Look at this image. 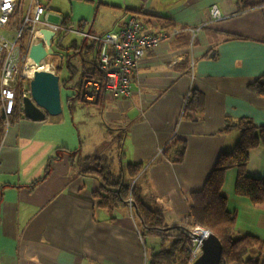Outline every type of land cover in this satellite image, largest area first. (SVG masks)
<instances>
[{"label":"crops","instance_id":"crops-1","mask_svg":"<svg viewBox=\"0 0 264 264\" xmlns=\"http://www.w3.org/2000/svg\"><path fill=\"white\" fill-rule=\"evenodd\" d=\"M117 1L99 4L113 12L111 26L87 33L103 36L136 16L142 31L169 37L145 51L129 98L84 103L71 93L66 99L70 123L59 117L63 109L41 122L19 109L7 127L0 126V264L149 261L152 253L132 206L99 207L94 196L99 181L73 168L68 152L79 151L83 158L109 155L112 165L117 161V173L126 165H143L136 184L158 205L168 238L176 235L173 228L192 224V195L240 138L238 130L223 132L226 120L247 118L264 126V96L249 89L264 76V8L243 10L240 0ZM90 56L86 59L95 63L96 44ZM192 93L199 98L185 111ZM75 108L90 117L76 119ZM173 141L182 143V157L169 162L162 150ZM246 170L252 178L264 177V147L249 151ZM237 174L235 167L224 172L221 194L236 218L234 237L250 235L262 242V249L251 251L256 257L264 254V202L254 204L235 193Z\"/></svg>","mask_w":264,"mask_h":264},{"label":"trees","instance_id":"trees-1","mask_svg":"<svg viewBox=\"0 0 264 264\" xmlns=\"http://www.w3.org/2000/svg\"><path fill=\"white\" fill-rule=\"evenodd\" d=\"M240 3L243 10L264 8V0H251L248 3H242L240 0ZM61 38H63V35L60 36L59 43ZM82 47L78 48L75 43H72L69 49L74 53L65 57L67 69L72 75L67 78L66 82H71L74 76L73 67L70 61L67 62V60L77 56L82 62V77L79 87H76L77 93L73 96L78 100H80L86 79L97 78L101 80L95 63L86 59L94 51L95 44L93 43L85 49ZM90 64L92 68L90 67V70H87V65ZM58 69L60 68L56 67L57 72ZM103 86L104 84H102V89L98 91L95 101L91 103H98L105 99ZM249 89L264 96V76L249 84ZM198 98V94L192 93V97L186 104L185 111H190ZM82 102L89 103L84 100ZM19 115V109H16L10 119L13 120ZM233 130L240 132V138L232 152H224L218 157L216 165L202 190L192 195L193 206L190 210V217L192 225L208 229L219 239L223 247L222 260L227 264H264L262 251L256 257L251 256L253 249H262V242L258 238L250 235L234 237L236 218L234 214L227 211L226 198L221 194L224 172L235 167L238 170L235 193L238 196L248 198L254 204L264 202V177L259 179L252 178L246 170L249 151L257 147H264V126H255L247 118H241L237 121L227 119L223 132L228 133ZM181 148H183L181 142L173 141L163 148V156L169 162L180 161L182 157ZM67 154L70 164L81 175L92 176L99 181L100 190L94 194L98 199L99 207L112 211L131 202L134 217L140 225V233L143 236L154 235L163 240L167 238L165 233L170 229H167L158 205L154 200L146 197L142 188L136 184V179L141 174L143 165H126L121 167L118 173H114L111 169L110 160L105 156L83 158L79 151L68 152ZM48 172L49 166L45 170L46 174ZM173 229L176 235L172 237L175 240L168 248L151 254L150 264H174L183 260L185 241L182 235L177 234L178 229Z\"/></svg>","mask_w":264,"mask_h":264},{"label":"built area","instance_id":"built-area-1","mask_svg":"<svg viewBox=\"0 0 264 264\" xmlns=\"http://www.w3.org/2000/svg\"><path fill=\"white\" fill-rule=\"evenodd\" d=\"M24 0H0V122L1 127H7L16 109L22 110L23 98L30 96L29 82L36 71H47L56 74V66L43 59L36 66L29 58L30 47L44 42L42 29L54 33V37L74 32L64 19L60 25L48 22L49 13L38 0H29L24 15ZM212 17L218 19V10L212 7ZM86 23H83V26ZM4 30V33L1 31ZM84 39H89L97 45L95 65L100 73V79H86L83 84V99L87 102L95 101L98 91L111 99L129 98L131 95V80L136 73L140 60L145 51L153 49L167 39L166 33L157 35L142 31L139 19L130 16L120 29L96 37L89 33L75 32ZM11 36V37H7ZM27 35V43L22 39ZM59 36V37H60ZM51 44H53V39ZM12 38V39H10ZM53 49V48H52ZM44 68V69H41ZM57 75V74H56ZM131 205V202L128 203ZM202 227L185 224L178 233L185 241L183 260L174 264H192L198 257L200 241L195 235H201ZM198 230V231H197ZM143 264H150L144 260ZM219 264H227L221 259Z\"/></svg>","mask_w":264,"mask_h":264},{"label":"rangeland","instance_id":"rangeland-1","mask_svg":"<svg viewBox=\"0 0 264 264\" xmlns=\"http://www.w3.org/2000/svg\"><path fill=\"white\" fill-rule=\"evenodd\" d=\"M28 1L29 0L23 1L24 15L28 8V3H29ZM38 1L43 4L45 8V12L49 13L48 22L50 24L60 25L62 19H67L64 20L65 25H68L71 28V30L74 31L63 34V38H61L60 43H59L60 35L57 34L54 37L52 44V48L54 50V56L48 58L49 62H52L57 67H61L60 69H58L57 75L59 77L60 97H61L63 114H61L59 117H65L68 123H70L72 119V115H71V109L67 107L66 99L68 96L71 95V93L74 94L77 93L76 89L72 90L70 88L74 89V87H72V84H77L81 80L82 62L81 59L77 56H73L70 59L71 66L73 67V71H74V76L72 77L71 82H66L67 78H70L72 75L69 73V70L67 69V64L65 63L66 60L65 57L67 55H71L74 53L69 49L72 43H75L76 46L78 45V48H81L82 46L86 48L91 44L90 43L91 41L89 39L83 40L75 32L84 31V33H87L88 30L90 31L91 28L92 34H100L103 32L101 31L102 26L108 24L111 26L112 22L114 21V18L112 16L113 12L110 9L105 8V6L99 8L100 6L99 4L100 3L108 4L110 2L117 3L118 1L117 0H38ZM83 23H86L87 26L84 25V27H81ZM1 32L4 33V30H2ZM7 37L9 38L11 36L7 35ZM22 43L23 44L27 43V35L23 37ZM60 56L63 57L62 60L60 59ZM88 58L92 59V56L90 57L88 56ZM76 104L78 105V103ZM75 110L76 112H78L76 119L77 118L85 119L90 117L87 116V114H85L86 113L85 111H83L81 115V113H79L80 111L79 108H75ZM82 142H84V144L87 145L90 141L87 137H84V141ZM112 163L113 165L111 169L115 173H117L116 171L117 161L115 158L113 159ZM144 237L147 245L146 250L148 251V253H152V254L153 251L157 252L159 250L168 248L169 245L175 240L174 237H168L163 240L160 237H156L154 235H148Z\"/></svg>","mask_w":264,"mask_h":264},{"label":"water","instance_id":"water-1","mask_svg":"<svg viewBox=\"0 0 264 264\" xmlns=\"http://www.w3.org/2000/svg\"><path fill=\"white\" fill-rule=\"evenodd\" d=\"M251 0H241L248 3ZM43 41L30 47L28 58L36 65L43 59L54 56L51 40L54 33L42 29ZM62 60L63 57L60 56ZM70 60H67V62ZM61 68V67H59ZM74 90L73 88H70ZM30 96L23 98L22 111L24 117L35 121H44L46 116H58L62 112L60 85L58 75L47 71H36L29 82ZM84 89L80 96L83 101ZM201 235H195L200 241L198 257L192 264H219L222 259L223 247L219 239L208 229H201Z\"/></svg>","mask_w":264,"mask_h":264},{"label":"bare ground","instance_id":"bare-ground-1","mask_svg":"<svg viewBox=\"0 0 264 264\" xmlns=\"http://www.w3.org/2000/svg\"><path fill=\"white\" fill-rule=\"evenodd\" d=\"M41 69H44V68H41ZM198 231V230H197Z\"/></svg>","mask_w":264,"mask_h":264}]
</instances>
